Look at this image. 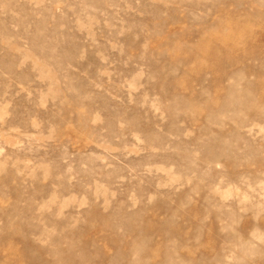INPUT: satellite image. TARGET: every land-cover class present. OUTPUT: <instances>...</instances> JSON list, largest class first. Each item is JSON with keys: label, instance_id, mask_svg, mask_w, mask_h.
I'll use <instances>...</instances> for the list:
<instances>
[{"label": "rangeland", "instance_id": "rangeland-1", "mask_svg": "<svg viewBox=\"0 0 264 264\" xmlns=\"http://www.w3.org/2000/svg\"><path fill=\"white\" fill-rule=\"evenodd\" d=\"M0 264H264V0H0Z\"/></svg>", "mask_w": 264, "mask_h": 264}]
</instances>
